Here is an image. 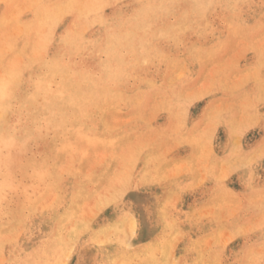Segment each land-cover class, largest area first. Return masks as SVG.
<instances>
[{
    "label": "rangeland",
    "instance_id": "obj_1",
    "mask_svg": "<svg viewBox=\"0 0 264 264\" xmlns=\"http://www.w3.org/2000/svg\"><path fill=\"white\" fill-rule=\"evenodd\" d=\"M0 264H264V0H0Z\"/></svg>",
    "mask_w": 264,
    "mask_h": 264
}]
</instances>
